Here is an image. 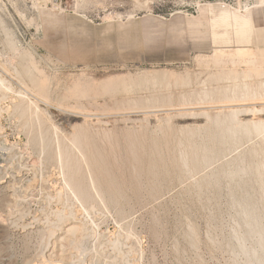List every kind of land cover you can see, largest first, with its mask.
Here are the masks:
<instances>
[{
    "label": "rangeland",
    "instance_id": "rangeland-1",
    "mask_svg": "<svg viewBox=\"0 0 264 264\" xmlns=\"http://www.w3.org/2000/svg\"><path fill=\"white\" fill-rule=\"evenodd\" d=\"M212 1L0 0L5 262L244 264L239 211L264 229V0ZM220 11L250 16L243 41L212 26ZM228 110L242 122L230 140ZM68 216L83 227L74 245L56 239Z\"/></svg>",
    "mask_w": 264,
    "mask_h": 264
},
{
    "label": "bare ground",
    "instance_id": "bare-ground-1",
    "mask_svg": "<svg viewBox=\"0 0 264 264\" xmlns=\"http://www.w3.org/2000/svg\"><path fill=\"white\" fill-rule=\"evenodd\" d=\"M34 1H36V3L37 4H39V0H34ZM147 1V0H146ZM144 2V1H143ZM35 3V4H36ZM149 4V3H148ZM209 4H213L214 5V3H209ZM208 5V4H207ZM39 6V5H38ZM137 6H140V7H147L148 5H146V3H142V4H140V3H138V5ZM216 6V5H215ZM148 8H149V6H148ZM147 8V9H148ZM222 8V7H221ZM145 10V9H144ZM245 11V10H244ZM131 12V11H130ZM127 12V13H125L124 14V17L126 18V19H128V18H131V17H134V14H133V12ZM180 12V11H179ZM246 12H248V11H246ZM120 13V12H119ZM245 13V12H244ZM108 15V14H107ZM117 16L118 17H121L122 15L121 14H117ZM228 17H229V14H228V12H223L222 14H221V16H220V18L222 19V20H227L228 19ZM117 18V17H116ZM114 19V18H113ZM118 19V18H117ZM119 19H122V18H119ZM12 43V42H11ZM237 48V47H236ZM244 48L245 47H242V48H237V52H236V49H234L235 50V52H234V50H233V52L235 53V55L237 56L238 54H241L242 55V50L241 49H243L244 50ZM215 50V49H214ZM219 50H222L221 48L219 49ZM249 48H248V52H249ZM216 51H217V49H216ZM223 51V50H222ZM218 52V51H217ZM220 52V51H219ZM218 52V53H219ZM248 52H246V49H245V55L244 56H246L247 54L246 53H248ZM256 52H258V51H256ZM212 53H214V52H212ZM221 53L222 52H220V56H222L221 55ZM249 53H251V52H249ZM248 53V54H249ZM260 53V52H259ZM30 54V53H29ZM215 54V53H214ZM232 55H233V53H231ZM215 55H217V54H215ZM219 55V54H218ZM253 54H251L250 56H252ZM231 57L232 58V56H230L229 55V53L227 54V57ZM249 56V55H248ZM249 56V57H250ZM26 57V56H25ZM197 57V56H196ZM202 57V56H201ZM206 57V56H205ZM204 57V58H205ZM215 57H217V56H215ZM238 57V56H237ZM32 58V57H31ZM207 58V57H206ZM225 58V57H224ZM240 58V57H239ZM241 58H242V56H241ZM201 59V58H200ZM213 59V58H212ZM224 60V59H223ZM242 60H243V58H242ZM244 60H247V59H244ZM249 60V59H248ZM208 61H210V60H208ZM239 61V60H238ZM212 62V61H211ZM243 62V61H242ZM206 63V62H205ZM204 63V64H205ZM231 63H232V61H231ZM246 63V62H245ZM47 66V65H46ZM165 68V67H164ZM143 71H146V70H143ZM153 73V72H152ZM148 73H146V75H147ZM155 74V73H154ZM150 75H151V73H150ZM228 75V74H227ZM79 76V75H78ZM148 76H149V74H148ZM119 77V76H118ZM120 77H121V75H120ZM119 77V78H120ZM128 77V76H127ZM139 77V76H138ZM145 77V76H144ZM150 77V76H149ZM155 77V76H154ZM153 77V78H154ZM219 77V76H218ZM228 77V76H227ZM111 78V77H110ZM141 78V77H140ZM139 78V79H140ZM152 78V77H151ZM151 78H148V79H151ZM123 79V78H122ZM129 79V81H130V79H131V77H129L128 78ZM134 79H135V76H134ZM147 79V80H148ZM32 80V79H31ZM108 80V79H107ZM111 80V79H110ZM147 80H145V81H147ZM223 80V79H222ZM228 80V79H227ZM33 81V80H32ZM34 81H35V79H34ZM117 81H118V78H117ZM128 81V82H129ZM139 81V80H138ZM140 81H141V79H140ZM143 81V80H142ZM151 81V80H150ZM152 81H154V79L152 80ZM2 82V81H1ZM131 82V81H130ZM144 82V81H143ZM215 82V81H214ZM227 82H229V81H227ZM32 83V82H31ZM108 83H110V82H108ZM117 83V82H116ZM125 83V82H124ZM218 83V82H217ZM33 84H35V83H33ZM214 84V83H213ZM227 84V83H226ZM120 85H122V82H121V84ZM125 84H123L122 86H124ZM129 85V84H128ZM229 85V84H228ZM43 86V85H42ZM219 86V85H218ZM222 86V85H221ZM232 87V86H231ZM241 87V86H240ZM8 88V87H7ZM42 88V87H41ZM222 88V87H221ZM234 88V87H233ZM38 89V88H37ZM40 89V88H39ZM228 89V88H227ZM6 90V89H5ZM21 91V90H20ZM43 91V90H42ZM49 91V90H48ZM238 91V90H237ZM25 92V91H24ZM23 92V93H24ZM31 92V91H30ZM40 92H41V89H40ZM231 93V92H230ZM33 94H35V93H33ZM236 94V93H235ZM242 94H243V92H242ZM227 96H228V94H226ZM254 95V94H253ZM3 96V95H2ZM205 96V95H204ZM226 96V97H227ZM231 96V95H230ZM229 96V97H230ZM256 96V95H255ZM25 97V96H24ZM225 97V96H224ZM240 97V96H239ZM88 98V97H87ZM202 98H203V96H202ZM235 98V97H234ZM244 98H247V96H245ZM204 99V98H203ZM226 99V98H225ZM231 99H232V96H231ZM240 99H243V98H240ZM222 100V99H221ZM244 100V99H243ZM24 101V100H23ZM225 101V100H224ZM228 101V100H227ZM30 102V101H29ZM32 103V102H31ZM22 104V103H21ZM220 104V103H219ZM222 104H226V102L225 103H222ZM228 104V103H227ZM199 105V104H198ZM208 105H210V104H208ZM20 106V105H19ZM25 106V105H24ZM26 106H28V105H26ZM25 106V107H26ZM222 106V105H221ZM224 106V105H223ZM21 107V106H20ZM23 108V109H26V108ZM35 107V106H34ZM22 108V107H21ZM28 108H30L29 106H28ZM27 108V110L26 111H28L29 109ZM22 109V110H23ZM35 109H37V108H35ZM234 110H235V108H233ZM232 109V110H233ZM237 109V108H236ZM22 110H20L21 111V113L22 112H26V111H22ZM232 110H228L229 111V113L231 112V114L233 115V111ZM243 111V109H240V110H236V112L237 111ZM161 111V110H160ZM222 111V110H221ZM225 111V110H224ZM223 111V112H224ZM228 111H227V113H228ZM241 111V112H242ZM245 111H247V109L245 110L244 109V112ZM248 111H249V109H248ZM250 111H251V108H250ZM29 112V111H28ZM222 112V113H223ZM235 111H234V115L232 116L231 114H230V117L229 118H227L226 120H225V118H224V116H223V120H224V123L223 124H225V127H224V133H222V135L224 134V135H227L228 137H230L229 139H227V140H230V139H232L234 136H235V134L237 133V129L239 128V126H240V124H242V122L241 123H239L240 121H238V123H236L235 122V124H234V119L232 118V117H234L236 120H238L235 116H237L235 113H236ZM240 112V113H241ZM228 113V114H229ZM255 113V112H254ZM26 114V113H25ZM191 114V113H190ZM217 114H219V113H217ZM227 114V115H228ZM237 114H239V112L237 113ZM248 114V113H247ZM44 115V114H43ZM46 115V114H45ZM44 115V116H45ZM205 115H206V113H205ZM215 115V114H214ZM214 115L212 116V118H214ZM221 115V114H220ZM224 115V114H223ZM226 115V114H225ZM226 115V116H227ZM36 115H34V117H35ZM217 117H215L214 119H217L218 118V115H216ZM225 116V117H226ZM209 117V116H208ZM207 117V118H208ZM221 117H222V115H221ZM47 118V117H46ZM211 118V117H210ZM44 120V119H43ZM48 120V119H47ZM218 120H221V121H223L221 118L219 119L218 118ZM217 120V121H218ZM211 121V120H210ZM210 121H208V123L209 124H211L212 123V121H211V123H210ZM214 121V120H213ZM217 121H215V122H217ZM258 121V120H257ZM33 122V121H32ZM255 122V121H254ZM253 122V123H254ZM218 123V122H217ZM222 122H220V124H221ZM250 123V122H249ZM207 124V123H206ZM213 124H215L214 122H213ZM222 124V125H223ZM261 124V122H258V123H254V127H257L258 125H260ZM217 125H219V124H217ZM221 125V126H222ZM244 125H247V123L245 122V124ZM189 126V125H188ZM215 126V125H214ZM243 125H241V127H242ZM250 126V125H249ZM217 127L218 126H216V128L215 129H217ZM48 129H49V127H47ZM53 128V127H52ZM245 128H249L248 126L247 127H245ZM42 129V128H41ZM48 129H47V131H48ZM55 129V128H54ZM219 129V128H218ZM218 129H217V134H218V132H220V131H218ZM223 129V128H222ZM240 129V128H239ZM260 129V128H259ZM53 130V129H52ZM221 130V129H220ZM243 132H244V126H243ZM248 130V129H247ZM246 130V131H247ZM255 130V129H254ZM262 130V129H261ZM260 130V131H261ZM44 131H45V129H44ZM43 131V132H44ZM46 131V132H47ZM178 131H179V129H178ZM187 131V130H186ZM189 129H188V132L187 133H189ZM223 131H221V132H223ZM239 132H240V130H238ZM38 132V131H37ZM42 132V133H43ZM55 132V131H54ZM192 132V131H191ZM220 132V133H221ZM238 132V133H239ZM41 133V134H42ZM48 133V132H47ZM53 133V132H52ZM56 133V132H55ZM180 133V132H179ZM182 133V132H181ZM245 133V132H244ZM247 133V132H246ZM254 133V132H253ZM257 133H258V130H257ZM264 133V132H263ZM40 134V135H41ZM191 134V133H190ZM254 134H256V133H254ZM259 134H260V132H259ZM38 135V134H37ZM39 135V136H40ZM44 135V134H43ZM43 135H41V137H43ZM187 136L189 135V134H186ZM192 135V134H191ZM237 135V134H236ZM261 135V134H260ZM44 136H46V133H45V135ZM53 136H54V134L52 135V138H53ZM55 136H56V134H55ZM218 136H221V135H218ZM238 136V135H237ZM262 136H264V135H262ZM227 137V138H228ZM239 137V136H238ZM237 137V138H238ZM220 138V137H219ZM222 138V137H221ZM263 138V137H262ZM49 139V138H48ZM47 139V140H48ZM55 139V138H54ZM234 139V138H233ZM40 140H41V138H40ZM45 140V139H44ZM47 140H46V144H48L47 143ZM264 140V139H263ZM49 141V140H48ZM51 141V140H50ZM44 142V141H43ZM72 142V141H71ZM75 143V142H74ZM73 143V144H74ZM51 143H49V145H50ZM76 144V143H75ZM74 144V145H75ZM42 145V144H41ZM59 145V144H58ZM58 145H57V148H58ZM78 145H79V143H78ZM183 145V144H182ZM67 146H69V145H67ZM67 146H66V148H67ZM71 146V145H70ZM50 147V146H49ZM65 147V146H64ZM75 147V146H74ZM78 146H76V148H77ZM11 148V147H10ZM52 148V147H51ZM50 148V149H51ZM61 148H62V146H61ZM60 148V150H59V152L61 151V154L63 153L62 152V149ZM7 149V148H6ZM64 149V148H63ZM69 149H71V148H69ZM2 150V149H1ZM45 150V149H44ZM47 150H48V148H47ZM77 150V149H76ZM75 150V151H76ZM79 150V149H78ZM55 152H57V151H55ZM68 151L66 150V152H64V153H66V154H69V152L67 153ZM38 153V152H37ZM53 153H54V151H53ZM63 153V155H65ZM71 153H72V150H71ZM70 153V154H71ZM56 154H58V153H56ZM60 154V155H61ZM79 154V153H78ZM10 155V154H9ZM15 155V154H14ZM72 155V154H71ZM83 155V154H82ZM1 156H2V154H1ZM11 156V155H10ZM20 156V155H19ZM81 156V155H80ZM61 157L62 156H59L58 158H60L61 159ZM67 157V156H66ZM204 157V156H203ZM3 158V157H2ZM14 158H15V156H14ZM71 158H72V156H71ZM205 159L207 158V157H204ZM203 158V160H205ZM11 159V158H10ZM63 159H65V158H63ZM69 160V159H68ZM72 160V159H71ZM7 161H8V159H7ZM57 161H59V160H57ZM64 161V163H65V160H63ZM80 161V160H79ZM206 161H207V159H206ZM5 162V161H4ZM61 162V161H60ZM64 163H63V165H64ZM198 163V162H197ZM11 164V163H10ZM59 164V163H58ZM69 164H71L70 162H69ZM85 164V163H84ZM1 165V164H0ZM68 165V163H67V161H66V166ZM3 166V165H2ZM65 166V165H64ZM69 166V165H68ZM67 166V167H68ZM210 166V165H209ZM7 167V166H6ZM6 167H5V169H3V170H6ZM67 167H65V168H67ZM70 168L72 167V166H69ZM69 167H68V169H69ZM76 168V167H75ZM9 169V168H8ZM19 169V168H18ZM22 169V168H21ZM67 169V170H68ZM78 168H76V170H77ZM242 169V168H241ZM241 169H239L240 171H242ZM255 169V168H254ZM257 169V168H256ZM258 170H261V169H259L258 168ZM69 171V170H68ZM257 171V170H256ZM5 172L6 171H4V174H5ZM18 174V173H17ZM1 175H3V174H1ZM9 176H11V174H8ZM7 176V175H6ZM15 176V175H14ZM12 177H13V175H12ZM11 177V178H12ZM63 178V177H62ZM18 179V178H17ZM8 179H5V178H3L2 177V179H1V176H0V183H2V184H4L10 191H11V193H10V195H13L14 194V192H15V189L11 186V182H8L7 181ZM11 180H13V179H11ZM21 180V179H20ZM72 180V179H71ZM70 180V181H71ZM66 181H69L68 179L66 180ZM90 181V180H89ZM13 182H15V181H13ZM12 182V183H13ZM91 182V181H90ZM19 183V182H18ZM26 183V182H25ZM71 183H72V181H71ZM93 183V182H92ZM91 183V184H92ZM14 184V183H13ZM66 184H68L67 186H70V184L67 182ZM90 184V185H91ZM71 185H73V184H71ZM92 186V185H91ZM264 186V185H263ZM70 187H72V186H70ZM16 188H18V187H16ZM22 189V188H21ZM76 189H77V187H76ZM78 189H80V185L78 186ZM77 189V190H78ZM25 190V189H24ZM73 190V189H72ZM82 190V189H81ZM81 190H79V191H77L78 193L81 191ZM16 191H18L19 192V189H17ZM74 191H76V190H74ZM17 193V192H16ZM25 193V192H24ZM78 193H77V195H78ZM81 193H83V191L82 192H80V195H82ZM18 194V193H17ZM20 195V194H19ZM15 197V196H14ZM13 197V198H14ZM18 197V196H17ZM12 198V199H13ZM16 198V197H15ZM81 198V197H80ZM11 200V199H10ZM8 203V202H7ZM10 203V202H9ZM6 204V203H5ZM14 204V203H13ZM1 206V205H0ZM6 206V205H5ZM9 207H10V205H9ZM21 207V206H20ZM245 207V206H244ZM12 208H14L13 206H12ZM78 209V208H77ZM250 209V208H249ZM248 209V207L246 206L245 208H242L240 211H239V215L238 216H240L241 217V219H239V222H240V220H241V222H242V225H241V227L243 226V230H241V232L240 233H233V236L235 237V242H236V245H237V248H238V250L239 251H241L242 253H243V255H244V260H243V263L244 264H264V229H261L259 226H261V224L259 225L258 224V221H257V219H259V218H257L256 216H257V214H256V216L254 215V213H253V210H249ZM5 210V209H4ZM78 211V210H77ZM9 212V211H8ZM18 212V211H17ZM22 212V211H21ZM55 212V211H54ZM20 214V213H19ZM71 215V214H70ZM13 216H14V214H13ZM67 216V215H66ZM258 217H259V215H258ZM69 218H71V216H68V219H65V220H69L68 222H66L65 224H64V226L62 227V230H61V232H62V236H60V235H57V238L56 239H58L57 241L59 242H66L67 243V241H71V244L70 245H72L73 244V236H74V234L75 233H77V234H79L78 232L79 231H81L82 229H83V227H82V223H80V222H78L77 220H75V219H69ZM257 218V219H256ZM16 219V218H15ZM18 219H19V217H18ZM60 222V221H59ZM240 222V223H241ZM260 222V221H259ZM4 223V222H3ZM16 223V222H15ZM53 223V222H52ZM63 223H64V221H63ZM239 223V224H240ZM84 224V223H83ZM63 225V224H62ZM2 226L3 225H1V223H0V233L2 232L1 230H2ZM50 226V225H49ZM5 227V226H4ZM60 228H61V226H59ZM59 228V229H60ZM264 228V227H263ZM56 229V228H55ZM85 229V228H84ZM241 229V228H240ZM50 230V229H49ZM52 230V229H51ZM4 231V230H3ZM84 231V230H83ZM236 232V231H235ZM238 232V231H237ZM5 233V232H4ZM58 233H59V231H58ZM2 234V233H1ZM50 234H53V232H51ZM49 234V235H50ZM76 235V234H75ZM54 236V235H53ZM60 236V237H59ZM71 236H72V238H71ZM82 237V236H81ZM50 238V237H49ZM55 238V237H54ZM247 239H252L253 240V245H247L246 244V242H245V240H247ZM56 241V240H55ZM56 241V242H57ZM46 242V241H45ZM57 242V243H58ZM54 245V244H53ZM74 245V244H73ZM45 246V245H44ZM55 246V245H54ZM60 246H62V245H60ZM69 246V245H68ZM59 247V246H58ZM57 247V245H56V249L58 248ZM63 247V246H62ZM65 247V246H64ZM77 247V246H76ZM81 247V246H80ZM70 248H71V246H70ZM69 248V249H70ZM51 249H53V248H51ZM59 249V248H58ZM63 249V248H62ZM74 249V248H73ZM77 249V248H76ZM45 250V249H44ZM67 250V249H66ZM75 250V249H74ZM49 251H50V249H49ZM53 251V250H52ZM61 251V252H60ZM60 251L58 252V254H59V256H58V258L60 257V260H61V262H62V255H63V252H62V250L60 249ZM80 251H81V249H80ZM43 252V251H42ZM56 252V251H55ZM68 252V251H67ZM72 252V251H71ZM76 252V251H75ZM49 253H52L51 251L49 252ZM48 253V254H49ZM81 253V252H80ZM241 253V254H242ZM53 254V253H52ZM51 254V255H52ZM67 254V253H66ZM78 254H79V251H78ZM41 255V254H40ZM41 256H43V255H41ZM53 256V255H52ZM72 255H70V258H72L71 257ZM76 256V255H75ZM44 257V256H43ZM47 257H48V255H47ZM68 257H69V255H68ZM79 257V256H78ZM3 258L4 257H2L1 256V253H0V264H8L7 263V261L5 262L4 260H3ZM41 258V257H40ZM49 258V257H48ZM56 259H57V257H55ZM41 260H44L43 258L41 259ZM65 259H63V261H64ZM68 260V259H67ZM73 260V259H72ZM76 260V259H75ZM46 262H47V260H45ZM56 261V260H55ZM30 262V261H29ZM41 262V261H40ZM43 262V261H42ZM41 262V263H42ZM45 262V263H46ZM49 262V261H48ZM53 262V261H52ZM69 262V260L67 261V263ZM45 263H43V264H45ZM51 263V262H50ZM59 263V262H58ZM63 263V262H62ZM26 264V263H25ZM36 264H38V263H36ZM54 264V263H53ZM57 264V263H56ZM64 264V263H63ZM69 264V263H68Z\"/></svg>",
    "mask_w": 264,
    "mask_h": 264
},
{
    "label": "crops",
    "instance_id": "crops-1",
    "mask_svg": "<svg viewBox=\"0 0 264 264\" xmlns=\"http://www.w3.org/2000/svg\"><path fill=\"white\" fill-rule=\"evenodd\" d=\"M226 11H220L218 13L213 14V12H209L212 15L210 21L212 26L222 25L225 27H232L235 29V34L237 35L238 41H243L249 27H250V16H245V14L237 13L236 11H228L229 17L227 20H222L220 18L221 14ZM202 13V12H201ZM203 15H208L206 12ZM132 18V17H131ZM129 19V18H128ZM193 23H190L192 25ZM189 25V26H190Z\"/></svg>",
    "mask_w": 264,
    "mask_h": 264
},
{
    "label": "built area",
    "instance_id": "built-area-1",
    "mask_svg": "<svg viewBox=\"0 0 264 264\" xmlns=\"http://www.w3.org/2000/svg\"><path fill=\"white\" fill-rule=\"evenodd\" d=\"M50 1H52L54 3H57L58 5L62 4V0H50ZM212 3L218 4V5H221V6L232 7L231 4H228V3L224 2L223 0H214V1H212Z\"/></svg>",
    "mask_w": 264,
    "mask_h": 264
}]
</instances>
